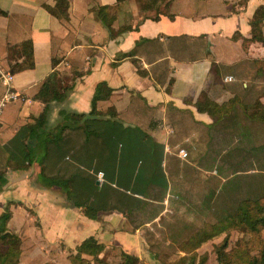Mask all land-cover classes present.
<instances>
[{"label":"crops","instance_id":"0c3cea01","mask_svg":"<svg viewBox=\"0 0 264 264\" xmlns=\"http://www.w3.org/2000/svg\"><path fill=\"white\" fill-rule=\"evenodd\" d=\"M65 1L0 0V70L11 74L9 88L17 94L1 111L0 170L21 157L25 125L42 113L34 95L46 78L60 91L67 87L66 96L46 108V129L54 132L60 110L87 113L96 84L111 88L96 103L103 114L85 121L94 134L64 128L47 145L42 171L70 178V198L37 180L35 162L6 169L0 213L7 207L5 228L19 239L17 264H70L67 256L89 236L103 245L99 257L114 247L154 258L150 250L170 247L186 234L162 226L170 225L164 220L168 201L192 200L191 185L199 181L192 184V176L207 171L208 185L215 178L217 188L223 178L214 168L228 174L234 148L247 155L249 168L251 144L258 148L254 170L242 174L264 168V123L249 120L241 106L255 100L264 105V66L256 62L264 58V45L248 41L249 21L264 0ZM98 6L111 17V33ZM26 41L30 62L23 53ZM123 53L131 55L118 59ZM5 90L0 79V96ZM234 98L217 121L194 107L205 99L220 104ZM139 200L146 202L142 208ZM72 201L96 208L95 218ZM155 205L160 210L152 214Z\"/></svg>","mask_w":264,"mask_h":264},{"label":"trees","instance_id":"16d2710c","mask_svg":"<svg viewBox=\"0 0 264 264\" xmlns=\"http://www.w3.org/2000/svg\"><path fill=\"white\" fill-rule=\"evenodd\" d=\"M62 6H66L65 0H56ZM121 1V0H117ZM168 2H165L164 8L167 9ZM52 11L51 8L48 7ZM97 13L100 14V19L105 22L108 31L111 33V17L108 15L105 6H98ZM158 9L151 17L155 19L157 17ZM3 12L0 10V14ZM171 17L170 14H166ZM264 21V2L258 5L249 21L250 25V37L248 41H257L264 45V33L261 30V24ZM246 42V40H243ZM23 53L26 60L31 61L30 45L26 41L22 44ZM131 53L120 54L119 58L130 56ZM134 61V60H132ZM264 66V58L256 61ZM114 63H112L113 65ZM136 72L141 75L142 71L136 68ZM67 87L60 91L59 88L53 83L52 78H46L40 85L38 91L34 95V98L43 104L42 113L40 116L33 120L32 123L25 125L26 133L20 141L21 157L19 159H9L5 167L0 170V183L3 181V175L6 169L17 170L21 168L29 167L32 162H35L39 166V171L36 175L37 180L47 187L58 188L67 198H70L73 186L70 184V178H63L54 175L46 174L42 171V160L46 157L47 148L49 143H54L59 139L60 131L64 128L82 127L85 135L94 134L93 130L88 129V124L85 122L87 117L101 115L100 111L96 109V103L100 100L106 99L111 92V88L104 82H98L94 87L91 99L90 109L87 113H76L73 111L60 110L59 114L61 120L55 125L56 132L46 129V108L52 101H60L66 96ZM236 99H229L226 102L217 104L212 100L205 99L202 102H198L194 105L198 112H204L208 114L214 121L221 119L227 112L228 107L235 103ZM246 117L249 120L264 123V105L258 100H255L251 104L241 105ZM106 114L112 116L114 111L109 110ZM126 128V127H124ZM135 129L139 130L137 127ZM144 138L146 134L143 133ZM234 157L237 155L242 157L241 153L237 151L240 148H234ZM237 150V151H236ZM258 151V148L251 144L250 153V167L242 169L239 167L240 159L235 160L228 167V174L223 175L219 168H214V173L220 175L223 181L215 187H209L207 193H204L202 199L198 205L191 206L192 210L198 214L210 213L212 221L204 224L195 230L189 237L182 243L181 249L186 252L187 255L180 256L171 263L164 264H194L196 253L195 248L202 242L210 239L211 237L218 235L222 232L225 233L220 242L212 245V251L215 254L218 264H264V239L259 236V232L264 228V168L259 169L260 180L255 178L247 180L242 173L248 170H254L253 159H255L254 151ZM230 152V151H229ZM224 153V155H230ZM247 150L245 151V153ZM248 154V152H247ZM232 156V155H230ZM264 167V164H261ZM135 173L138 169L132 168ZM224 171V170H223ZM230 171V172H229ZM257 171V169L255 170ZM253 173V172H252ZM222 175V176H221ZM245 175V174H243ZM248 175V174H247ZM258 178V179H259ZM247 180V183L244 180ZM245 184V185H243ZM102 184H100L101 186ZM242 186L245 190L242 191ZM211 188V189H210ZM141 208L145 206L146 202L143 200L138 201ZM74 206L82 208L83 213L89 218H95V214L98 211L96 208L86 204L82 201H72ZM190 205V204H188ZM160 207L153 206L152 214H157ZM145 209V207H144ZM9 218V211L7 207L0 213V264H17L20 254L19 239L18 237L6 230L5 224ZM229 229H238L243 234H246V238L237 240L234 247L226 250L228 246L227 233ZM102 244L96 242V240L89 236L81 241L74 250V253L69 254L67 259L70 264H90L89 260L82 258L81 254H86L92 257V261L100 264V260L97 258L98 253L102 250ZM199 260V259H198ZM203 260V256L200 258ZM199 263V262H198ZM115 264H143L139 261L138 257L132 254L118 250V259Z\"/></svg>","mask_w":264,"mask_h":264},{"label":"rangeland","instance_id":"374dc122","mask_svg":"<svg viewBox=\"0 0 264 264\" xmlns=\"http://www.w3.org/2000/svg\"><path fill=\"white\" fill-rule=\"evenodd\" d=\"M241 156H242V159H240L241 157L237 155L235 158H232L231 160L229 159L228 161H230V163H233L235 160L240 159L239 167L243 169L247 166L248 161H245L246 160L245 158L247 157L246 154L241 155ZM248 158L250 159V157ZM260 161L262 164H264V156L262 155V153H261ZM206 172L204 173L202 172V176L195 175L194 178L193 176L191 177L192 184H194V179H198L199 181L195 183V185H191V188L192 189L194 188L195 192L193 191V193L189 195L192 198V200H188L187 204H186V201L185 202L168 201L167 203L168 210H170V212H166L164 220L165 222H169L170 225L168 226L164 224V226L162 227H164L166 232L170 231V234H172L175 230L180 229L181 232L185 231L186 233L184 234L185 236L181 235L180 240L178 242L171 243L170 247H158V248L156 247L153 250H150L155 253L154 258L138 257L139 261H141L143 264L171 263L175 261L177 258H179L180 256L187 255L186 252H184L183 250H180L182 243L186 241L189 235H191L199 227L212 221V217L209 212L206 214L205 213L198 214L190 210L192 208H189L191 206L198 205L199 201L201 200L199 198L203 197L204 195V194L201 195V193L199 192H202L203 190H206V188L210 187L208 185L210 182H208L206 179V177L210 174ZM259 174H261V172L258 171L257 169V171H251L250 173L247 172L245 173V175L242 174L241 176H244L245 179L249 178L247 180H251V175H252V179L255 178L256 180L259 181L260 180L258 176ZM247 180H245L246 183H247ZM212 182L213 183H211V186L215 187L214 185L217 184V182L219 183V180L217 181V179L215 180V178H212ZM243 187L244 186H242V188ZM243 190H245V187L242 189V191ZM224 235L225 233L222 232L202 242L199 246H197L194 250L197 255L195 258L194 264H218L215 254L212 251V245L220 242ZM259 236L264 239V228L260 230ZM227 237H228V246L226 250H229L230 248L236 245L237 240H240L241 238H246L247 235L243 234L238 229L236 230L229 229L227 233ZM202 256H203V260H200ZM97 258L100 260L101 262L100 264H115V262L118 259V249L114 247L108 248L106 249V251L103 252V255L101 257L97 255ZM87 260H89L90 264H98L92 261L91 256Z\"/></svg>","mask_w":264,"mask_h":264},{"label":"built area","instance_id":"2783aa9c","mask_svg":"<svg viewBox=\"0 0 264 264\" xmlns=\"http://www.w3.org/2000/svg\"><path fill=\"white\" fill-rule=\"evenodd\" d=\"M0 79L6 86V90L0 96V117H1V111H2L3 106L6 103H8L9 101L14 100L17 97V94L15 92H13L12 90H10V88H9V84H10V80H11V74L9 72H4V71L0 70ZM225 79L229 80L230 77H226ZM178 155L180 157H184L185 152L180 150L178 152ZM96 179L99 182L102 181V173L101 172L96 173Z\"/></svg>","mask_w":264,"mask_h":264}]
</instances>
